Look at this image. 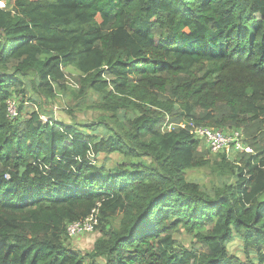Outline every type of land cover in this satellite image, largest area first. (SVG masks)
<instances>
[{"label":"trees","instance_id":"trees-1","mask_svg":"<svg viewBox=\"0 0 264 264\" xmlns=\"http://www.w3.org/2000/svg\"><path fill=\"white\" fill-rule=\"evenodd\" d=\"M69 83L98 125L45 116L32 95ZM190 125L239 131L252 153L211 164ZM111 155L124 161L98 164ZM205 168L212 190L186 176ZM90 215L99 236L82 256L67 227ZM179 229L199 248L179 245ZM0 264H264V0L0 8Z\"/></svg>","mask_w":264,"mask_h":264},{"label":"rangeland","instance_id":"rangeland-1","mask_svg":"<svg viewBox=\"0 0 264 264\" xmlns=\"http://www.w3.org/2000/svg\"><path fill=\"white\" fill-rule=\"evenodd\" d=\"M0 8L1 9H10V0H0ZM72 74V73H71ZM74 74H72V77ZM74 84H68L66 85V89L64 93L56 91L57 95L55 98H49L47 101H44V99H40L38 96L33 97L38 101L41 100V104L48 109L45 111V116L48 112H54V115L57 119V121L62 123H73L78 122L81 125L84 124H96L98 125L99 122H101L102 117L100 118V113L95 112L92 110L93 104H87L85 106H81L80 108H75L72 105L74 104L73 98L71 93H76L77 87ZM27 98H30V92L27 95ZM42 98V97H41ZM28 107H30V102H28ZM68 108L72 110H68ZM22 114L24 113L21 111ZM92 133L95 135H104V133L108 134V132L105 130L104 127H95L93 130H91ZM205 146V145H204ZM206 148V146H205ZM217 155L209 152V157L211 158V164L217 161L218 157ZM123 158L118 155H111L108 157L105 156H98L97 162L98 164L102 163L106 167H113L121 164L123 162ZM187 178L192 181H198V183L202 186V188H206L209 190H212L218 183L219 177L211 171L210 168H205L201 170H192L186 172ZM221 180L226 181L225 176H220ZM117 222L115 221V225ZM98 234L96 231L90 232H84L81 235L68 237V239L65 242V245L70 248L71 250L79 253L82 256H86V254L90 253L93 249V245L95 240L98 238ZM174 238L177 240L178 244L191 249L194 247V249L199 248L198 244H195L192 235L187 234L184 230L179 229L178 232L175 233ZM229 253H234L235 255L239 256L241 255V252L239 251V241L233 240L228 245Z\"/></svg>","mask_w":264,"mask_h":264},{"label":"built area","instance_id":"built-area-1","mask_svg":"<svg viewBox=\"0 0 264 264\" xmlns=\"http://www.w3.org/2000/svg\"><path fill=\"white\" fill-rule=\"evenodd\" d=\"M8 117L10 119L17 116L16 106L10 103L8 106ZM185 125H178L176 127L183 128ZM189 130L190 134L198 140L205 144L209 152L213 154L223 153L227 157H231L237 153H252V150L243 144L242 135L239 131L226 132L209 127L198 126L194 127L192 125ZM170 127H173L170 125ZM169 127V128H170ZM96 222L94 218L90 215L82 223H72L67 227L68 237L78 236L84 232H92Z\"/></svg>","mask_w":264,"mask_h":264},{"label":"crops","instance_id":"crops-1","mask_svg":"<svg viewBox=\"0 0 264 264\" xmlns=\"http://www.w3.org/2000/svg\"><path fill=\"white\" fill-rule=\"evenodd\" d=\"M50 115L52 116V118H56L55 115H54V112H50Z\"/></svg>","mask_w":264,"mask_h":264}]
</instances>
